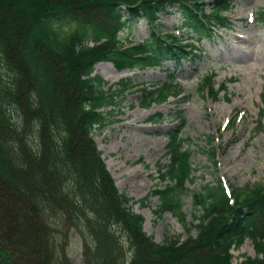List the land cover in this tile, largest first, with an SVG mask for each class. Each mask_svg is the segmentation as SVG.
<instances>
[{"label": "trees", "instance_id": "trees-1", "mask_svg": "<svg viewBox=\"0 0 264 264\" xmlns=\"http://www.w3.org/2000/svg\"><path fill=\"white\" fill-rule=\"evenodd\" d=\"M205 1L0 0V264H58L65 244L56 243L72 231L83 235L91 264H125L123 240L134 249L128 264H231L237 238L256 248L255 258L240 264H264V186L231 195L221 179L206 184L193 193L202 212L197 236L157 244L133 209L147 198L136 201L118 190L92 137L133 89L130 78L106 89L96 66L111 63L123 71L201 58L194 44L164 34L159 23L179 14L180 29L200 43L211 41L232 27L223 12L233 5L211 0L207 13ZM136 20L150 25V35L125 47L120 34ZM258 21L264 24V10ZM170 81L140 89L142 104L173 92ZM205 87L214 93L213 77L201 84L202 93ZM226 90L221 85L215 97ZM179 131L169 135L167 184L153 195L157 217L172 213L189 230L183 196L196 171ZM210 157L217 168L215 149Z\"/></svg>", "mask_w": 264, "mask_h": 264}, {"label": "rangeland", "instance_id": "rangeland-1", "mask_svg": "<svg viewBox=\"0 0 264 264\" xmlns=\"http://www.w3.org/2000/svg\"><path fill=\"white\" fill-rule=\"evenodd\" d=\"M230 1L234 8L223 15L231 20L233 28L220 32V39L205 41L199 53L201 58L180 64L168 61L159 68L119 71L111 63H99L95 69V74L105 80L106 89L126 78L132 81V92L126 93L114 107L110 123L103 129L97 128L92 137L118 190L136 201L147 198L144 205L138 203L133 209L144 216V231L157 244L197 236L196 217L202 212L193 206V193L206 184L221 179L233 191L264 186V24L256 20L264 10V0ZM205 8L209 13V6ZM181 23L180 15L174 13L160 21L164 32L191 37L187 30L188 35L177 31ZM150 32L146 21L136 20L132 29L120 35L124 44L129 45L145 40ZM208 76L214 77L216 86L209 96L208 89L204 93L200 90ZM172 78L176 80V92L166 89L163 97L147 98V103L142 104L140 88L153 91ZM223 83H227V90L216 98L215 91ZM174 130H180V137L186 140L196 171L194 183L187 184L188 191L183 196L189 230L172 213L157 217L159 199L153 195L154 190L167 184L162 182V175L169 163V135ZM212 149L216 150L217 168L210 157ZM245 200L242 196L240 204H245ZM234 243L231 264L255 258L256 248L249 239L237 238ZM56 244H65V255L63 251L57 254L58 264H91L85 256L81 233L72 231ZM123 244L128 264L134 249L125 240ZM29 247L33 250V245Z\"/></svg>", "mask_w": 264, "mask_h": 264}, {"label": "bare ground", "instance_id": "bare-ground-1", "mask_svg": "<svg viewBox=\"0 0 264 264\" xmlns=\"http://www.w3.org/2000/svg\"><path fill=\"white\" fill-rule=\"evenodd\" d=\"M135 178L132 179V181L134 180ZM139 183L141 184L142 182L139 181Z\"/></svg>", "mask_w": 264, "mask_h": 264}]
</instances>
